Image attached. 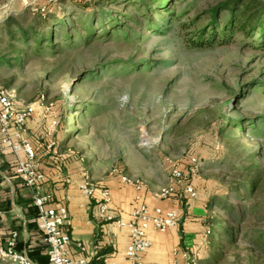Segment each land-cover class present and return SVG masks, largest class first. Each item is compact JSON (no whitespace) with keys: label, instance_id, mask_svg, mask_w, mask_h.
<instances>
[{"label":"rangeland","instance_id":"1","mask_svg":"<svg viewBox=\"0 0 264 264\" xmlns=\"http://www.w3.org/2000/svg\"><path fill=\"white\" fill-rule=\"evenodd\" d=\"M217 1L183 0L178 9L193 3L182 17L188 20ZM54 3L29 0L16 15ZM117 3L106 9L124 11L123 0ZM122 19L131 29L110 38H60L59 50L39 54L16 46L25 51L22 63L0 66V87L25 105L44 98L53 110L47 117L59 120L60 137L113 158L106 174H120V168L134 181L165 183L172 172L167 163L190 151L198 175L222 199L229 195L228 209L217 206L214 218L239 230L232 243L226 226L217 227L225 239L224 248L213 249L214 263L264 264V46L238 33L226 45L201 48L189 45L170 19L159 18L154 28ZM6 36L0 27V52L12 49ZM252 178H262L253 200L243 187L239 196L231 189Z\"/></svg>","mask_w":264,"mask_h":264},{"label":"crops","instance_id":"2","mask_svg":"<svg viewBox=\"0 0 264 264\" xmlns=\"http://www.w3.org/2000/svg\"><path fill=\"white\" fill-rule=\"evenodd\" d=\"M28 2L0 0V24L8 15L18 14ZM17 106L22 108L25 104L18 102ZM49 122L50 118L44 117L42 109L37 106L36 112L27 122L25 134L35 148L36 160L45 175L42 191L53 195V204L68 208L70 222L65 229L71 237L69 250L74 258H87V264H132L126 257L130 243L129 229L99 217V190L93 197H87L81 190L84 172L87 170L95 182L110 189V214L116 218L129 220L133 209L140 203H146L152 208H174L179 211L177 225L169 231L161 233L149 230L152 245L143 254L142 264H192L191 258L194 256H198V264H215V246L207 230L210 229L208 220L213 217L216 208L210 206V201L216 193L213 183L207 177H194L196 197H191L182 190L181 185L176 184L179 192L173 198L158 199L154 192L173 182L172 172L171 176L164 179L165 183L148 179L144 188L137 189L124 183L120 174H106V162L114 161L111 153V158L106 159L102 150L93 148L92 144L76 146L69 137H60L58 130L54 135H49ZM52 143L53 147H50ZM181 160H170L167 163L169 172L172 164H180ZM16 164V155L1 142L0 136V171L9 177L0 173V246H6L16 232L18 242L21 239L28 242L29 252L41 249L40 258L33 259L28 254L34 263L49 264L46 241L38 229L37 218L30 213L33 205L31 189L16 175ZM28 221L34 224L30 228H27ZM0 264L9 262L0 259Z\"/></svg>","mask_w":264,"mask_h":264},{"label":"trees","instance_id":"3","mask_svg":"<svg viewBox=\"0 0 264 264\" xmlns=\"http://www.w3.org/2000/svg\"><path fill=\"white\" fill-rule=\"evenodd\" d=\"M59 2L62 0L48 6L45 11L26 10V13L22 15L11 14L4 19L0 27L6 31L7 40L12 49L0 52V66L9 64L10 67H14L16 64L22 63L25 51L18 47L39 54L45 50H59L62 46L60 38L69 41L75 39V36L80 38L83 34L86 36L87 42L94 38H110L116 30L131 29V26L122 17L133 24H144L150 28H154L158 24L159 18L160 20L175 21L181 32L184 33L185 41L191 46L206 48L213 47L215 44L226 45L238 33L242 34L244 38L252 39L259 46H264V0H219L209 5L208 8L197 11L196 17L188 20H183L182 17L190 14L193 3L178 9V5L183 0H123L124 11L106 9L118 4L117 0H73L58 10L56 6ZM60 12L63 14L59 15ZM67 16L68 18H66ZM73 16L77 18L74 19ZM205 16L207 23L199 26V22ZM32 42H35L34 46ZM240 122L241 119L238 124ZM192 157L195 155L190 151L185 153V157L180 163L183 170L189 168ZM16 175H18L17 172ZM261 180L262 178H252L246 183L237 182L232 185L231 189L236 191L239 196L240 187H243L248 198L253 200ZM191 184L196 189L194 178L191 179ZM228 196L224 200L215 194L210 201V206L228 209L226 204V200H229ZM9 208H11V204H9ZM30 213L37 218L38 212L34 205L30 207ZM226 224H228L227 221H219L214 216L208 220L210 232L212 230L211 239H214L215 247L220 245L224 248L222 242L225 238L223 235H219L217 227L226 226ZM33 225L31 222H27V228ZM238 232L239 230H235L233 227H224V235H228L232 243L237 242ZM259 237L260 240L264 238L263 235ZM18 245L19 248L26 247L29 256L33 259L40 258L42 255L41 249L29 252L28 242L23 239L18 242Z\"/></svg>","mask_w":264,"mask_h":264},{"label":"built area","instance_id":"4","mask_svg":"<svg viewBox=\"0 0 264 264\" xmlns=\"http://www.w3.org/2000/svg\"><path fill=\"white\" fill-rule=\"evenodd\" d=\"M59 0H49V3ZM43 7L41 11H45ZM15 93L10 89L0 87V136L1 142L6 145L17 157L16 172L23 183L31 189L32 204L37 209V225L42 232L48 247L49 264H87V258H74L69 250L71 237L65 226L70 222L68 208L65 205L53 204V195L44 193L42 185L45 180L44 173L40 170L36 160V151L26 136L27 122L36 112V107L42 109L44 117L52 113L51 105L44 98L36 103H29L22 108L17 106ZM59 120L53 115L50 118L47 132L54 135L57 131ZM52 143L50 147H53ZM24 156L21 157L20 155ZM120 172L124 183L142 189L146 186L144 181H134ZM200 166L196 157L191 158V165L183 170L178 163L172 164L173 182L158 188L154 195L156 198L171 199L179 192L177 185L191 197L197 196V190L191 184V179L198 175ZM177 184V185H176ZM81 190L87 197H93L99 190L98 215L101 219L115 221L119 227H126L130 231V243L126 250V257L132 264H142L143 254L151 247L152 239L148 233L150 229L165 233L177 225L179 211L177 209L164 210L161 207H150L140 203L133 209L129 220L125 221L110 214L111 191L106 186L95 182L89 171L84 172ZM140 199V196H137ZM210 233V229L207 230ZM82 246V244H80ZM198 256L191 258L192 264H198ZM0 259L9 264H36L28 256L26 247L19 248L18 233L14 232L6 246H0Z\"/></svg>","mask_w":264,"mask_h":264},{"label":"water","instance_id":"5","mask_svg":"<svg viewBox=\"0 0 264 264\" xmlns=\"http://www.w3.org/2000/svg\"><path fill=\"white\" fill-rule=\"evenodd\" d=\"M0 173L3 175V176H5L6 178H8L9 179V177H8V175L6 174V173H4V172H2V171H0ZM11 181V180H10ZM11 185L13 186V188H14V184H13V182L11 181Z\"/></svg>","mask_w":264,"mask_h":264}]
</instances>
